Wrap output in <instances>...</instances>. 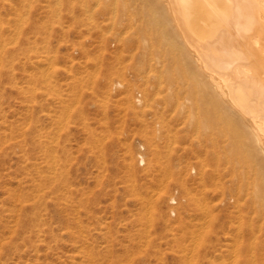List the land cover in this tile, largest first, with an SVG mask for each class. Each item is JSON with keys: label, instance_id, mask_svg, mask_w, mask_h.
Listing matches in <instances>:
<instances>
[{"label": "rangeland", "instance_id": "1", "mask_svg": "<svg viewBox=\"0 0 264 264\" xmlns=\"http://www.w3.org/2000/svg\"><path fill=\"white\" fill-rule=\"evenodd\" d=\"M145 7L0 0V264H213L161 166L164 84L183 72Z\"/></svg>", "mask_w": 264, "mask_h": 264}, {"label": "bare ground", "instance_id": "2", "mask_svg": "<svg viewBox=\"0 0 264 264\" xmlns=\"http://www.w3.org/2000/svg\"><path fill=\"white\" fill-rule=\"evenodd\" d=\"M145 9L183 72L176 82L167 73L164 84L172 111L163 117L161 166L168 177L178 167L170 200L194 213L199 235L207 229L213 264H264V0H147Z\"/></svg>", "mask_w": 264, "mask_h": 264}]
</instances>
